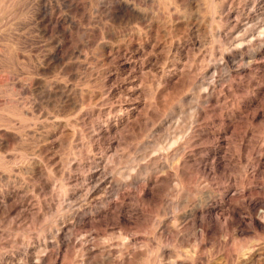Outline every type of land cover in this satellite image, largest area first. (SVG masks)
I'll list each match as a JSON object with an SVG mask.
<instances>
[{
	"label": "rangeland",
	"instance_id": "374dc122",
	"mask_svg": "<svg viewBox=\"0 0 264 264\" xmlns=\"http://www.w3.org/2000/svg\"><path fill=\"white\" fill-rule=\"evenodd\" d=\"M176 263L264 264V0H0V264Z\"/></svg>",
	"mask_w": 264,
	"mask_h": 264
},
{
	"label": "bare ground",
	"instance_id": "6f19581e",
	"mask_svg": "<svg viewBox=\"0 0 264 264\" xmlns=\"http://www.w3.org/2000/svg\"><path fill=\"white\" fill-rule=\"evenodd\" d=\"M43 17H44L45 21H53L56 24H59L61 22L58 18H55V16L53 14L49 15V13L47 11L43 12ZM176 264H183V263H176Z\"/></svg>",
	"mask_w": 264,
	"mask_h": 264
}]
</instances>
